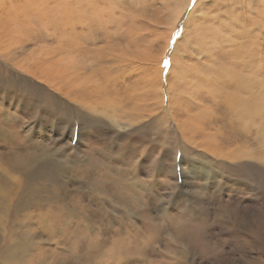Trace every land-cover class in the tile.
<instances>
[{"label": "rangeland", "instance_id": "374dc122", "mask_svg": "<svg viewBox=\"0 0 264 264\" xmlns=\"http://www.w3.org/2000/svg\"><path fill=\"white\" fill-rule=\"evenodd\" d=\"M67 1L53 0V3L57 2L55 8L60 11ZM120 1L122 7H116L110 16L112 20L106 23L108 35L103 29L87 35V29H81L79 24L77 35L72 36L71 29L51 26L53 39L56 38L51 40L48 37L49 47H62V51L54 53V68L44 71L51 74L50 84L53 86L41 78H37L35 84L39 86H36L38 95L59 101L55 113L57 119L47 114L43 104L38 106L34 116L20 113L22 120L16 127L20 135L26 136V141L19 154L30 150L34 153L44 151L48 154L46 160L64 163L66 167H63L61 182L62 188L66 189L79 185L85 188L81 169L88 163L87 154L98 157L100 153L112 151L117 157L114 164L126 171L130 183L137 185L139 193L134 194V200L144 204L148 202L151 225L178 215L185 227L187 235L180 241L182 243H174L168 248L173 249L174 246L179 249L177 254L165 251L168 239L163 233V245L160 241L151 245L145 257L133 256L125 263L117 253L106 254L108 259L92 264H264V134L256 140L252 134V140L238 141L234 134L235 126L232 125V134L228 133L230 125L224 127L227 132L226 129L224 131L221 123H215L219 118V121H224L227 114L222 91L215 89L216 97L213 87L210 91L206 86V78L215 66L214 60L208 57L212 40L210 32H220L212 24L221 22L224 15L220 12L219 16L215 7H210L209 11H213L208 18L200 16L189 20L188 37L191 41L184 45L185 48L178 37L186 29L190 5L177 22L172 16L175 17L174 9L177 8L174 0ZM11 5L9 0L0 3V16L3 15L0 22L8 19L7 9L12 8ZM103 6L106 18L110 6ZM39 23L42 22H37L34 27L42 30ZM195 26L197 30L193 29ZM210 26L214 30H210ZM173 28V35L169 37ZM2 30L0 23V32ZM44 34L40 31L41 38ZM63 38L64 42H59ZM3 40L0 36L2 49ZM176 40L179 41L178 48ZM45 44L46 41H40L41 46ZM25 57L27 54H21L14 63ZM6 62L0 57V74H4L3 70H12L14 76L18 75L19 69L15 67L13 70ZM181 64L186 68L183 77ZM166 91L172 92L169 96L176 100L172 109L168 106ZM179 102L184 103L188 110L183 109L184 104L179 106ZM7 106L15 110V106ZM226 119L230 121L229 117ZM182 124L185 129H182ZM226 135L228 139L222 140ZM242 142H247L245 145L250 152ZM239 148L242 152H238ZM243 151L253 156L238 157ZM0 179L12 184L18 182V176L6 170L1 163ZM51 187L48 188L51 190ZM35 208H31L29 213L37 216L42 211L39 208L35 211ZM14 214L8 213L4 225L8 233L18 230L25 235L26 231L38 229L35 218L27 228H17L16 218L20 221L21 216ZM134 214L131 223L139 227L144 212L141 210ZM115 215L121 216V213L116 212ZM43 235L33 240L36 250L32 248L24 259L20 258L19 249L13 253L16 259L20 258L17 264H33L35 251L60 248L57 238L49 236V241ZM111 235L114 236L113 233ZM76 240L72 237L69 246L76 244ZM4 244L7 246L8 241L0 242V245ZM109 244L104 242V248L98 254H102L101 251ZM188 248L191 253L184 255L182 251ZM71 254L69 264L85 262V256L80 258V254ZM58 256L57 253L55 260ZM0 262L10 263L2 258ZM85 264L91 263L86 261Z\"/></svg>", "mask_w": 264, "mask_h": 264}, {"label": "bare ground", "instance_id": "6f19581e", "mask_svg": "<svg viewBox=\"0 0 264 264\" xmlns=\"http://www.w3.org/2000/svg\"><path fill=\"white\" fill-rule=\"evenodd\" d=\"M3 1L0 0V3ZM9 1L12 4V8L9 6L10 8L7 9L9 17L6 21L0 22L4 28L0 32V36L5 39V41L3 40V49L0 47V57L7 60L6 63L13 70H15V67L19 70L16 76H14L12 70H5V72L3 70L4 74H0V163L1 166H5L6 170L18 176V182L12 184L0 179V242L8 241L7 246L5 244L3 246L0 245V258L8 263L10 262L9 264H17L20 258L24 259L26 257L25 254L27 252L32 251V248L35 249L33 240L43 234L48 237L49 241V236L52 239L57 238L60 248L52 247V250L46 248L41 251H35L37 254H33L35 258L33 259V264H69L72 258L71 253L80 254V258L85 256V262L89 261L91 264L94 261L99 262L101 259L107 258L106 254L114 255L117 253L119 259H123L126 263L133 256H147L148 251L151 250V245L159 241L163 245L161 242L163 233L167 235L168 239L165 246L167 250L165 251L177 254L179 249L174 246L172 247L173 249L168 248L174 243H182L180 241L187 235L184 232L185 227L179 221L178 215L167 218V220L160 219L162 220L161 222L151 225L152 217H150L148 202L144 204L134 200V194L138 191L137 185L130 183L126 178V171L117 168L114 164L117 157L112 151H107L108 154L105 151V155L99 151L100 155L98 157H94L92 154L88 156L87 154L88 163L85 165L84 162L85 166L81 169L82 177L85 179L82 178L85 188L80 185L79 187L70 185L71 188L68 187L66 189L62 188L63 183L61 182V177L66 167L64 163L46 160L48 159V154L44 151H37L36 153H34V150L23 151L22 155L18 152L26 141V139L24 140L26 136L20 135L16 127L22 120L21 116H19L20 113L34 116L38 106L43 104L42 107L47 108L48 115L53 118L57 117L55 113H57V108H59V101L56 102L54 99L38 95L37 89L39 88L37 87L39 86L35 84V80L41 78L50 86H53L50 84L52 81L51 74L44 71L48 68H54V53L58 54L62 51V47H49V38L51 40L56 38L53 39L54 35L52 36L51 34V26L55 25L57 28L62 26V29H71L69 32L72 31V36L77 35L76 31L79 24L81 29H87V35L92 34L97 29L105 30L106 35H108L106 23L112 20L113 17L110 18V16L113 10L118 6L122 7L121 1L68 0L63 7L61 6L62 8L59 7L61 8L60 11L55 8L57 2L53 3V0H24L23 3L21 2L22 0ZM174 1L177 8L174 9L175 17L173 14L172 16L174 21L177 22L184 15L187 6H191L186 21V29L178 37L179 39L181 38L180 44H183V46L191 41L188 37L190 30L188 26L189 20L197 19L200 16V18H208L207 16H210L213 11H209L210 7H215L218 15L220 12L224 15L221 16L223 18L221 22L212 24L220 32H210L212 40L210 41L208 57L210 60H214L215 66L206 78V86H209L210 91L214 89L213 95L216 97L215 89L222 91L224 107L227 110L226 118L229 117L230 121L225 118L224 121L220 120V122L219 118L215 123H221L223 128L230 125L231 131L228 132L229 134H232V125L235 126L236 131L234 134L237 135L238 141L241 139L242 141H248V139L250 141L253 139L252 134L255 135V140L258 137H263L264 0H211L210 4L205 0ZM104 4L110 6L108 9L110 12L106 18L103 15L104 9L102 6ZM227 14L229 15L226 16ZM37 22H42V30H39L41 27L39 29L34 27ZM193 29L197 30V26ZM174 30L175 28L170 32L169 37H172ZM210 30L214 29L210 26ZM40 31L45 33L44 37L41 35L43 38L40 37ZM45 37H49V40L45 39ZM177 40L175 43L177 42L178 48L179 41ZM40 41L42 43L46 41V44L41 46ZM59 42L63 43L64 38ZM28 50L29 53H26ZM21 54H27V57L14 63V60L19 58ZM173 64L174 61H172ZM157 70L161 72L160 69ZM185 71L184 64H181V77H183L182 74ZM56 81H59V79ZM57 85L59 84L57 83ZM166 92L168 96L172 93ZM171 96L168 98L170 109L176 103L175 98L172 96L173 99ZM183 104L180 103L179 106H183ZM7 105L15 106V110H10L11 108L9 109ZM185 106L184 104L183 109L188 110ZM65 118L67 119V117ZM58 119L60 118L58 117ZM86 120L85 118L84 122ZM88 124L91 126L90 122ZM181 127L182 129L186 128L183 124ZM225 129L227 132V128H224V131ZM227 136L225 138L222 137V140H227ZM238 141L236 140V142ZM28 147H30L29 143ZM247 151L250 152L249 148ZM238 152H242V150L239 148ZM238 152L236 150V153ZM249 152L243 151V153H239L240 156L238 157L253 156L248 154ZM75 183L73 182V184ZM49 186H52L53 190H50ZM96 186L100 187V189L96 188ZM131 204L134 205L133 208ZM35 207L42 211L37 216L29 213V210ZM141 210L144 212V217L141 218V225L137 227L134 223H131V220L135 216L134 212H140ZM9 212H15V216H21L20 221L14 217L19 223L17 228H27L35 218L38 223L36 225L38 229H32V232L26 231L25 235L20 234L21 231L18 230L8 233L4 225L7 223ZM116 212L121 213V216L115 215ZM104 220H107V222ZM111 223L115 225H111ZM112 233L114 236L111 235ZM72 237L77 238L76 244L69 246L72 242ZM110 239L113 240L109 244ZM104 242L110 246L107 249H103L101 251L103 252L102 254H98L104 248ZM17 249H19L20 254L18 259L13 254ZM77 249L80 250L77 251ZM186 251H182V253L184 255L191 253L190 248ZM57 253L59 256L55 260ZM159 253V255H163V252ZM48 257H52L51 260H48ZM85 262L80 264H85ZM0 264L3 263L0 262Z\"/></svg>", "mask_w": 264, "mask_h": 264}, {"label": "snow or ice", "instance_id": "6c2138e0", "mask_svg": "<svg viewBox=\"0 0 264 264\" xmlns=\"http://www.w3.org/2000/svg\"><path fill=\"white\" fill-rule=\"evenodd\" d=\"M167 63V62H166Z\"/></svg>", "mask_w": 264, "mask_h": 264}]
</instances>
